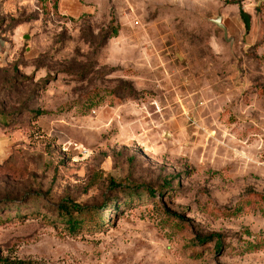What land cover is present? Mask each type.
<instances>
[{"label": "rangeland", "instance_id": "374dc122", "mask_svg": "<svg viewBox=\"0 0 264 264\" xmlns=\"http://www.w3.org/2000/svg\"><path fill=\"white\" fill-rule=\"evenodd\" d=\"M0 114V264H264V0H0Z\"/></svg>", "mask_w": 264, "mask_h": 264}, {"label": "trees", "instance_id": "16d2710c", "mask_svg": "<svg viewBox=\"0 0 264 264\" xmlns=\"http://www.w3.org/2000/svg\"><path fill=\"white\" fill-rule=\"evenodd\" d=\"M244 22L246 26L249 28L250 22L247 19H244ZM9 118L5 114H0V122L8 123ZM59 209V219L61 220V223L66 226L70 230V232H76V230L80 229L82 225L80 217H77L74 215L73 211H79V213L82 214L83 208L80 205H69V204H62L60 205ZM101 224H104L103 219L97 223V226H101ZM204 240H200V242H203ZM217 245L220 248L221 247V241L218 239Z\"/></svg>", "mask_w": 264, "mask_h": 264}, {"label": "water", "instance_id": "95a60500", "mask_svg": "<svg viewBox=\"0 0 264 264\" xmlns=\"http://www.w3.org/2000/svg\"><path fill=\"white\" fill-rule=\"evenodd\" d=\"M213 23H215L219 28H221L224 32L225 39L227 41H232L233 39L228 36V28L226 25L223 23V18L222 16H217L211 19Z\"/></svg>", "mask_w": 264, "mask_h": 264}]
</instances>
